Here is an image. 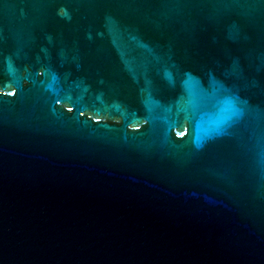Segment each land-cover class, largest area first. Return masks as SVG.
Segmentation results:
<instances>
[{
  "label": "water",
  "instance_id": "95a60500",
  "mask_svg": "<svg viewBox=\"0 0 264 264\" xmlns=\"http://www.w3.org/2000/svg\"><path fill=\"white\" fill-rule=\"evenodd\" d=\"M0 264H264V0H0Z\"/></svg>",
  "mask_w": 264,
  "mask_h": 264
}]
</instances>
